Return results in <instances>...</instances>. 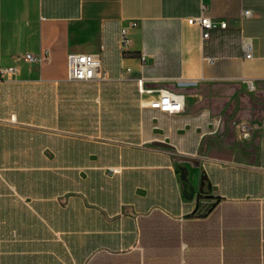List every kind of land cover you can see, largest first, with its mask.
<instances>
[{
	"label": "crops",
	"instance_id": "crops-1",
	"mask_svg": "<svg viewBox=\"0 0 264 264\" xmlns=\"http://www.w3.org/2000/svg\"><path fill=\"white\" fill-rule=\"evenodd\" d=\"M70 53L107 78L68 80ZM0 89V264H264V0H0Z\"/></svg>",
	"mask_w": 264,
	"mask_h": 264
},
{
	"label": "built area",
	"instance_id": "built-area-1",
	"mask_svg": "<svg viewBox=\"0 0 264 264\" xmlns=\"http://www.w3.org/2000/svg\"><path fill=\"white\" fill-rule=\"evenodd\" d=\"M208 8L202 4L201 13L199 16L192 17L188 20L191 25H198L203 31V40L207 41L211 36V31L218 25L220 28H226V22H215L208 14ZM244 16H251V11H245ZM135 26V23L131 24ZM128 30L123 28L121 32L122 47L128 45ZM245 57L253 58V45L251 42L244 43ZM26 60L29 62L40 61L30 54L26 55ZM143 60H145L143 58ZM210 63H214V59H208ZM15 67L2 68L1 75L6 76L16 73ZM67 78L70 81L90 82L95 80H105L107 73L102 68V62L98 54L94 53H70L68 55ZM253 88L252 81H248ZM148 82L144 78L137 81L138 92L142 98L150 96L153 98L142 101L144 106L160 110L168 114H178L185 110V96L176 94L168 89L160 88L158 90L148 87ZM255 127L247 122L239 124L240 136L243 140H250L253 137Z\"/></svg>",
	"mask_w": 264,
	"mask_h": 264
},
{
	"label": "trees",
	"instance_id": "trees-1",
	"mask_svg": "<svg viewBox=\"0 0 264 264\" xmlns=\"http://www.w3.org/2000/svg\"><path fill=\"white\" fill-rule=\"evenodd\" d=\"M220 202V200H218ZM231 208V207H230ZM237 208V209H236ZM214 210V208L212 209V211ZM225 213V211H223V214ZM226 214V213H225ZM224 214V215H225ZM227 214H229V216L233 217V219L236 221H234L232 223V225L236 226V228H239L241 225H250L253 228L252 229H256L257 227L260 228L261 224H259L258 222H247V223H243L242 220L250 218L251 216H256L257 212L256 209H241V207H235L232 208V210L230 209L229 212H227ZM263 231H264V223H263Z\"/></svg>",
	"mask_w": 264,
	"mask_h": 264
},
{
	"label": "rangeland",
	"instance_id": "rangeland-1",
	"mask_svg": "<svg viewBox=\"0 0 264 264\" xmlns=\"http://www.w3.org/2000/svg\"><path fill=\"white\" fill-rule=\"evenodd\" d=\"M8 199L11 200V197H8ZM8 199H6L4 202H12V200L11 201H8ZM0 202H2L1 199H0ZM210 206H211V204H208V203L203 204L202 205V208L200 210V213L201 214L206 213L208 211V209H209Z\"/></svg>",
	"mask_w": 264,
	"mask_h": 264
}]
</instances>
